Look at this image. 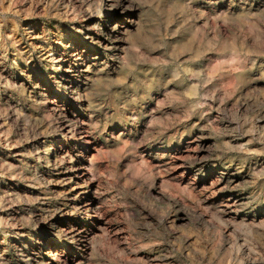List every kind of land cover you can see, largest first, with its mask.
<instances>
[{
    "label": "rangeland",
    "instance_id": "rangeland-1",
    "mask_svg": "<svg viewBox=\"0 0 264 264\" xmlns=\"http://www.w3.org/2000/svg\"><path fill=\"white\" fill-rule=\"evenodd\" d=\"M0 264H264V0H0Z\"/></svg>",
    "mask_w": 264,
    "mask_h": 264
},
{
    "label": "bare ground",
    "instance_id": "bare-ground-1",
    "mask_svg": "<svg viewBox=\"0 0 264 264\" xmlns=\"http://www.w3.org/2000/svg\"><path fill=\"white\" fill-rule=\"evenodd\" d=\"M111 1V0H110ZM114 2V1H113ZM112 2V3H113ZM115 3H116V1H115ZM126 4V3H125ZM130 4V3H129ZM118 5V4H117ZM122 5H124V4H122ZM112 6V5H111ZM109 7V6H108ZM125 7V6H124ZM133 7V6H132ZM118 14H123V11L122 10H119L118 11ZM114 26H116V25H114ZM125 29V28H124ZM121 31V30H120ZM115 44V43H114ZM117 44V43H116ZM59 252H61V249L60 248H56V250L54 251V253L56 254V253H59Z\"/></svg>",
    "mask_w": 264,
    "mask_h": 264
}]
</instances>
